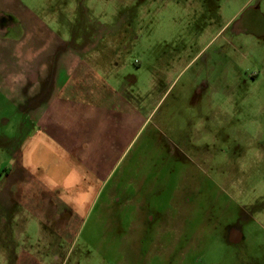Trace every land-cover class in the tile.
<instances>
[{
    "label": "rangeland",
    "instance_id": "obj_1",
    "mask_svg": "<svg viewBox=\"0 0 264 264\" xmlns=\"http://www.w3.org/2000/svg\"><path fill=\"white\" fill-rule=\"evenodd\" d=\"M52 2L61 35L117 42L132 69L159 71L170 51L189 65L99 216L60 223L52 240L44 223L22 235L0 224V264H264V0Z\"/></svg>",
    "mask_w": 264,
    "mask_h": 264
},
{
    "label": "crops",
    "instance_id": "obj_2",
    "mask_svg": "<svg viewBox=\"0 0 264 264\" xmlns=\"http://www.w3.org/2000/svg\"><path fill=\"white\" fill-rule=\"evenodd\" d=\"M54 8L52 0H0V224L17 223L22 235L44 223L52 231L40 238L50 240L65 234L60 223L94 209L99 216L126 161L140 158L167 81L189 65L170 51L159 71L145 73L139 59L132 69L117 42L61 35Z\"/></svg>",
    "mask_w": 264,
    "mask_h": 264
},
{
    "label": "flooded vegetation",
    "instance_id": "obj_3",
    "mask_svg": "<svg viewBox=\"0 0 264 264\" xmlns=\"http://www.w3.org/2000/svg\"><path fill=\"white\" fill-rule=\"evenodd\" d=\"M217 2H218V0H189L188 3L193 4L195 6L197 5L198 8H196V7L195 8L199 10V9H202V8L204 9L205 4L216 5ZM203 4H204V6H203Z\"/></svg>",
    "mask_w": 264,
    "mask_h": 264
}]
</instances>
